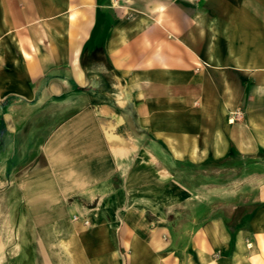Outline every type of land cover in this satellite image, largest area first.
<instances>
[{"label": "crops", "instance_id": "1", "mask_svg": "<svg viewBox=\"0 0 264 264\" xmlns=\"http://www.w3.org/2000/svg\"><path fill=\"white\" fill-rule=\"evenodd\" d=\"M0 264H264V0H0Z\"/></svg>", "mask_w": 264, "mask_h": 264}, {"label": "rangeland", "instance_id": "2", "mask_svg": "<svg viewBox=\"0 0 264 264\" xmlns=\"http://www.w3.org/2000/svg\"><path fill=\"white\" fill-rule=\"evenodd\" d=\"M225 177H226V174H225V173H220V181H221V180H224Z\"/></svg>", "mask_w": 264, "mask_h": 264}, {"label": "built area", "instance_id": "3", "mask_svg": "<svg viewBox=\"0 0 264 264\" xmlns=\"http://www.w3.org/2000/svg\"><path fill=\"white\" fill-rule=\"evenodd\" d=\"M85 224H89V221L88 220H85Z\"/></svg>", "mask_w": 264, "mask_h": 264}]
</instances>
